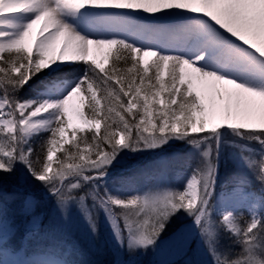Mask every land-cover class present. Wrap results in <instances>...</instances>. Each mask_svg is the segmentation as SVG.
Returning <instances> with one entry per match:
<instances>
[{"label":"snow or ice","instance_id":"6c2138e0","mask_svg":"<svg viewBox=\"0 0 264 264\" xmlns=\"http://www.w3.org/2000/svg\"><path fill=\"white\" fill-rule=\"evenodd\" d=\"M129 154L155 158L114 178ZM172 164L177 185L135 186ZM45 201L57 228L103 222L118 253L264 264V0H0V257H23L7 264H82Z\"/></svg>","mask_w":264,"mask_h":264},{"label":"rangeland","instance_id":"374dc122","mask_svg":"<svg viewBox=\"0 0 264 264\" xmlns=\"http://www.w3.org/2000/svg\"><path fill=\"white\" fill-rule=\"evenodd\" d=\"M40 138H35L32 143L37 146ZM183 151L182 146H174L169 150L170 153H181ZM154 154H147L143 156L133 157L131 154L124 157L121 161V165L115 169L114 178L121 173H127L130 170L138 167L142 168L145 165H150L154 160ZM184 172L175 164H172L163 173L153 172L148 179H141L135 185L140 189H146L149 187V180L154 183L163 181L165 184L172 186L177 185L183 178ZM17 190V185L14 180L8 179L4 185V197L3 202V220H4V234L7 239L8 230L7 226L10 218L13 216L14 211L18 205V201H14L12 194ZM37 213L43 217V226L47 231L54 232L57 236L67 237L69 240L75 242L78 246V250L73 257L74 259L81 261L82 264H120V261H134L135 264H163L164 262H173V264H187L188 261L204 259L202 255L194 254L189 251L187 255L178 252L175 247H162L158 249H149L147 251L137 250L135 253H129L127 251L118 253L113 246L111 233L108 226L101 222L99 234L95 239L86 238V228L84 222L78 215L73 216V220L68 226L56 227L59 221H55V209L47 201L42 202L41 206L37 208ZM182 222L186 220L174 221L178 224L175 228L182 226ZM174 229V230H175ZM164 234V239H167L173 231ZM23 242L22 233L17 235L14 243L17 247ZM47 243L44 239H34L29 243L30 247H36Z\"/></svg>","mask_w":264,"mask_h":264},{"label":"bare ground","instance_id":"6f19581e","mask_svg":"<svg viewBox=\"0 0 264 264\" xmlns=\"http://www.w3.org/2000/svg\"><path fill=\"white\" fill-rule=\"evenodd\" d=\"M17 258H23L22 256L21 257H14L8 253H4L2 257H0V260L3 261V264H7L8 261L10 260H13V259H17ZM166 262H164L163 264H165Z\"/></svg>","mask_w":264,"mask_h":264},{"label":"trees","instance_id":"16d2710c","mask_svg":"<svg viewBox=\"0 0 264 264\" xmlns=\"http://www.w3.org/2000/svg\"><path fill=\"white\" fill-rule=\"evenodd\" d=\"M177 226H178V224L172 223V224L169 226V228H168L167 232L165 233V235H166L167 233L171 232L172 230H174Z\"/></svg>","mask_w":264,"mask_h":264}]
</instances>
